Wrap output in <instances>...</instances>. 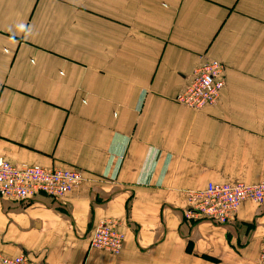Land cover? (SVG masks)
I'll return each instance as SVG.
<instances>
[{"label": "crops", "instance_id": "obj_1", "mask_svg": "<svg viewBox=\"0 0 264 264\" xmlns=\"http://www.w3.org/2000/svg\"><path fill=\"white\" fill-rule=\"evenodd\" d=\"M224 66L213 105L173 97ZM0 156L80 169L62 198L0 197V254L44 264H257L264 202L184 220L187 190L264 181V0H0ZM104 218L118 254L88 247Z\"/></svg>", "mask_w": 264, "mask_h": 264}, {"label": "built area", "instance_id": "obj_2", "mask_svg": "<svg viewBox=\"0 0 264 264\" xmlns=\"http://www.w3.org/2000/svg\"><path fill=\"white\" fill-rule=\"evenodd\" d=\"M223 65L219 61L205 60L198 65L190 80L175 95L174 100L191 108L214 103L223 85ZM82 179L75 169L46 168L37 165L13 164L0 156V197L12 201L33 199L39 192L54 197H62ZM188 214H201L216 221L226 220L237 203L242 199L260 201L264 199V182L246 185L242 183H210L199 191H191ZM195 203L196 199H200ZM113 221V222H112ZM105 220L96 225L90 236L91 247L119 252L122 234L114 220ZM260 261L264 264V247ZM0 264H40L26 254L4 256L0 254Z\"/></svg>", "mask_w": 264, "mask_h": 264}, {"label": "rangeland", "instance_id": "obj_3", "mask_svg": "<svg viewBox=\"0 0 264 264\" xmlns=\"http://www.w3.org/2000/svg\"><path fill=\"white\" fill-rule=\"evenodd\" d=\"M212 60H214V59H212ZM217 61V60H216ZM201 64V63H200ZM199 64V65H200ZM220 64H221V66L223 65L221 62H220ZM198 66V65H197ZM196 66V67H197ZM195 67V68H196ZM194 68V69H195ZM193 69V70H194ZM223 70H224V66H223ZM193 73V72H192ZM188 83V82H187ZM186 83V84H187ZM185 84V85H186ZM222 88V87H221ZM220 91H221V89H220ZM220 91H219V94H220ZM178 93V92H177ZM176 93V94H177ZM175 94V95H176ZM175 97V96H174ZM174 97H173V100H174ZM219 97V96H218ZM175 101V100H174ZM176 102V101H175ZM176 103H178V102H176ZM215 103V102H214ZM214 103H205L203 106H201V107H197V108H191V107H188V106H186V105H183V104H180V103H178V104H180V105H182V106H184V107H187V108H190V109H194V110H200V109H202V108H204V107H206V106H209V105H213ZM50 168H55V167H50ZM64 169V168H63ZM75 170H78L80 173H81V176H82V179L79 181V183L83 180V173H82V171L80 170V169H75ZM261 182H264V181H260V182H257V183H254V184H258V183H261ZM78 183V184H79ZM210 183H213V184H217V183H225V184H236V183H242V184H246V185H254V184H248V183H244V182H241V181H237V182H208V183H206V185L203 187V188H199V189H191V190H187L186 191V193H185V200H186V208L182 211V217H183V219L184 220H195V221H200V220H205V221H208V222H211V223H213V224H216V225H222V224H225V223H228V222H230L231 220H233L234 219V217H235V215H236V211H237V209H238V207H239V205L242 203V202H244V201H250V202H253V203H256V204H261V203H263L264 202V199H262V200H260V201H253V200H251V199H242V200H240L238 203H237V205L235 206V208H234V210L232 211V213L230 214V216L226 219V220H224V221H222V222H220V221H216V220H214V219H211V218H209V217H205V216H203V215H201V214H188L187 215V211H188V207H189V201H188V197H189V200H190V195H188V193L189 192H191V191H199V190H203V189H205L207 186H208V184H210ZM77 184V185H78ZM76 187V186H75ZM74 187V188H75ZM73 188V189H74ZM72 190V189H71ZM70 190V191H71ZM69 191V192H70ZM69 192H67V193H69ZM66 193V194H67ZM47 195V194H45V193H42V192H39L36 196H38V195ZM65 194V195H66ZM35 196V197H36ZM47 196H49V197H51V198H53V199H59V198H62V197H54V196H50V195H47ZM35 197L33 198V199H35ZM33 199H29V200H26V201H18V202H27V201H30V200H33ZM199 201H201V198L200 199H196L195 200V203H198ZM110 220V221H112V220H114L115 222H117V224H118V230H119V222L116 220V219H114V218H104V219H101V220H99L97 223H96V225L97 224H99L100 222H102V221H105V220ZM113 222V221H112ZM96 225L92 228V231H93V229L96 227ZM92 231H91V233H92ZM120 231V230H119ZM91 233L88 235V247H90V248H94V247H91L92 245H91V243H90V236H91ZM121 233V232H120ZM122 234V233H121ZM123 245V235H122V238H121V245H120V249H119V252H120V250H121V248L123 247L122 246ZM264 247V235L262 236V238H261V242H260V250H259V255H258V260H257V264H262L261 263V261H260V254H261V250H262V248ZM95 249H99V248H95ZM101 250H104V249H101ZM105 251H107V250H105ZM108 252H110V251H108ZM118 252V253H119ZM111 253H113V252H111ZM118 253H113V254H118ZM21 254H24V253H21ZM2 255V254H1ZM18 255V254H17ZM5 256V255H4ZM15 256V255H14ZM37 262H39L40 264H44V263H42L41 261H37Z\"/></svg>", "mask_w": 264, "mask_h": 264}]
</instances>
